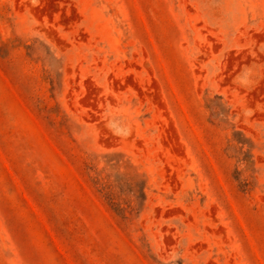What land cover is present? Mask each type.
<instances>
[{"label": "rangeland", "instance_id": "374dc122", "mask_svg": "<svg viewBox=\"0 0 264 264\" xmlns=\"http://www.w3.org/2000/svg\"><path fill=\"white\" fill-rule=\"evenodd\" d=\"M0 264H264V0H0Z\"/></svg>", "mask_w": 264, "mask_h": 264}]
</instances>
